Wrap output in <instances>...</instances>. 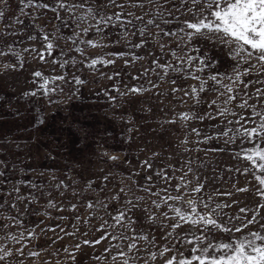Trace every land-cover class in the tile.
I'll return each mask as SVG.
<instances>
[{"label":"rangeland","instance_id":"1","mask_svg":"<svg viewBox=\"0 0 264 264\" xmlns=\"http://www.w3.org/2000/svg\"><path fill=\"white\" fill-rule=\"evenodd\" d=\"M64 2L84 7L58 8V0H34V4L28 0H7L5 4L0 0V11L4 13L0 18V52L7 53L0 55V249L11 253L0 264H73L70 253L76 256L75 264H120L111 260L117 249L113 248L111 254L104 252L109 240L94 247L84 245L83 241L98 239L99 225L104 220L112 224V216L127 199L139 205L132 216L142 233L155 237L154 245L138 242L141 251L136 253L140 257L136 264H164L172 255L191 258L199 254L191 251L194 238L198 237H205L196 245L202 247L209 242L235 245L251 239L250 232L264 235V208L259 207L264 198L257 194L260 186L254 178L264 173L245 158L250 154L247 149L256 145L264 148V139L232 141L229 138L235 132H229L227 137L220 135L229 128H239L235 120L241 115L249 121H241L248 128L256 126L250 121L255 119L258 124L259 117L252 116L250 108L237 107L240 95L225 104L226 97L219 94L224 88L209 79L220 74L219 78L229 83L224 77L232 74L240 58L234 60L229 48L220 43L203 39L188 43L184 33L191 30L186 28L185 21L194 22V17L187 12L191 5L182 6L180 0H116L123 8L110 0ZM45 3L48 8L39 7ZM81 16L85 19H79ZM101 16L111 17V21L100 24ZM149 20L153 23L149 24ZM89 40L98 46L93 47L87 43ZM138 44L141 46L135 47ZM187 56L203 57L208 67L197 71L202 65L193 60L190 68L182 62ZM93 59L114 63L100 62L89 67ZM154 61L173 67L165 74ZM247 66L241 64V70ZM36 72L42 75L37 77ZM193 74L200 79H193ZM77 78L83 83H77ZM260 78L264 79V73ZM248 79L257 77H246L245 81ZM202 81H207L205 91H199ZM193 87L198 95L191 94ZM255 87L264 88V84ZM45 88L55 91L45 94ZM134 88L144 91L133 93L130 90ZM247 91L251 96L248 103L254 104L257 112H264V98L252 95V86ZM213 100L216 104L211 103ZM225 107L229 112L218 115ZM41 109L45 114L42 124ZM183 113L204 119L184 120ZM209 114L214 118L209 119ZM49 121L53 124L48 125ZM85 121L89 123L85 125ZM78 131L82 144L74 135ZM110 156L119 159L111 160ZM246 168L248 172L244 171ZM200 185L203 187L199 192L193 191ZM145 188L151 189V193ZM241 188L247 191H237ZM157 192L159 196L152 195ZM115 194L120 196L118 202L111 200ZM168 195H180L183 199L169 200L165 205L162 201ZM136 197L144 199L137 201ZM97 199L108 208L98 206L95 215H91L93 210L85 205ZM189 199L194 201L193 205L187 203ZM153 201L161 206L157 208ZM73 204L77 206L75 210ZM141 209L154 213L158 224L150 225ZM173 209H180L193 219H215L228 228L239 226L237 216L251 219L257 209L259 214L256 222L241 233L184 223ZM163 213L180 222L181 227L172 229L173 219L165 218ZM107 231L119 233V229ZM30 232L34 236H29ZM73 232L75 235H66ZM169 232L171 237L162 239ZM21 234L24 238L19 242L11 239ZM117 243L126 245L111 241ZM76 244L81 245L79 251L74 248ZM165 244L173 251L160 257L159 251ZM20 248L23 256L17 252ZM124 250L127 251L126 246ZM29 252L40 255L29 256ZM150 252H156L157 259L152 260ZM96 256L102 258L96 260Z\"/></svg>","mask_w":264,"mask_h":264},{"label":"snow or ice","instance_id":"2","mask_svg":"<svg viewBox=\"0 0 264 264\" xmlns=\"http://www.w3.org/2000/svg\"><path fill=\"white\" fill-rule=\"evenodd\" d=\"M24 0H21V3H23ZM4 3L7 4V0H4ZM29 4H34V0H28ZM110 3L123 8L124 5H117L116 0H110ZM180 3L182 6L184 5H191V7L187 8V12L191 13L194 17L193 21H185V26L187 29L191 31H187L184 33V35L187 38V42L191 43L194 39H203L209 42L213 43H220L225 45L229 48L230 55L235 60L237 57L240 59L237 61L236 66L233 69L232 74L227 75L224 77V79H227L229 83L225 84L223 79H220V74H215L209 76V79L214 82L215 85H220L224 88V92H220L219 94L222 96H225L226 99L224 100L225 104H230L232 101H235L240 95L241 102L237 105V107L242 109H251V114L254 117H259V123L257 124L256 120L253 119L250 122L256 126L248 128L245 127L244 124L241 123V121H244V123H248L249 121L245 119L243 115L239 117V119L235 120V124L239 125V128L233 129L229 128L227 131H221L220 135L227 137L229 132H235L236 135L233 137H230L229 139L234 141L236 138H242L245 140H248L249 142H254L260 139H264V112H257L255 105H250L248 103V100L251 99V96H249V93L247 89H249L250 86L255 88V91L252 95L256 96L257 98H264V88L255 87L256 85L264 84V79H261V73H264V0H180ZM39 7L42 8H48V4H40ZM58 8H65L67 7L68 10H72L77 7H84L83 4L80 5H66L64 0H58L57 3ZM56 9H53L55 11ZM89 13H92V9H88ZM4 13L3 11H0V18H3ZM95 18V16L93 17ZM79 19L83 20L85 17L81 16ZM117 19H120V16L117 15ZM139 19V18H138ZM111 21V17H99L98 23L100 24H107ZM149 24L153 23L152 20L148 21ZM158 27V25H157ZM97 31H100L99 28L96 29ZM84 31H88L87 28L84 29ZM181 32H184V29H181ZM141 35H143V31H141ZM166 35H175L174 33H166ZM32 37H30L31 39ZM87 43L92 45L93 47H97L98 45L94 42L89 40ZM102 46V45H99ZM141 45H135V47H140ZM48 48H52V44H48ZM164 45H161V50L163 51ZM9 51H12L11 48H9ZM78 51H82L81 49H78ZM198 51V49H196ZM244 55H241V54ZM7 53L0 52V55H6ZM123 55V54H119ZM172 55L176 57L175 51H172ZM43 59V56L40 57ZM178 60L179 57H176ZM193 60H199V63L202 65V67H199L197 71H203L205 67H208V64L205 62L203 57H196V56H187L185 61L188 64V66L191 68L192 64L191 62ZM105 63L110 64L114 63L113 60H103L98 61L96 59H93L91 61V64L89 67H92L96 65L97 63ZM127 63V61H126ZM156 63L157 67L164 69L165 74L167 73V70L169 68H172L173 65L171 64H164L161 65L158 61H154ZM246 64L247 67H244L241 70L240 65ZM6 69L9 67L8 65L5 66ZM13 69H15V65L11 66ZM22 67V64H21ZM176 71H180V69H175ZM35 76L39 77L42 74L40 72L34 73ZM255 75L257 79H248L247 82L245 81L246 77H250ZM193 79L199 80L200 77L196 76L195 74L192 75ZM54 79H63V77H56ZM77 83H83V81L76 79ZM48 81H45V84H47ZM175 83V81H173ZM207 81H202L200 84L199 91H205V84ZM241 85H243V88L241 89ZM44 87V85H42ZM213 90L219 92L218 88H214ZM48 91H55V89H47L45 88V94H47ZM133 93L144 91V89H138L134 88L131 89ZM173 91H176V89H173ZM36 93H31V95H35ZM191 94L198 95V90L193 87L191 90ZM26 95H28L26 93ZM185 95H189V93H185ZM259 102V100L257 101ZM196 103H199V100L196 101ZM212 104H216V101L213 100L211 102ZM229 112L228 108H222L219 110L218 115L225 116ZM233 116L236 115L235 112L231 113ZM182 119L189 120L193 118L198 119H204L203 116L195 117L194 114L190 113H183ZM209 119H213L214 117L211 116V114L208 115ZM228 124H232L233 121H228ZM131 131V129H129ZM195 131V129H194ZM211 139V137H209ZM226 143L229 141H225ZM221 151L223 149H220ZM247 153L245 158L251 162V164L254 166L256 170H258L261 173H264V148H261L259 145H256L254 148L247 149ZM109 159L111 160H117L119 157L117 156H110ZM2 163V161H0ZM144 164L147 167H151L150 164H148L147 161H144ZM245 172H248L249 169H245ZM2 174V173H0ZM157 175H160V173H157ZM255 180L259 184V188H257V194L264 198V176L262 175H256ZM105 181L108 180V176H105L103 178ZM150 180L151 177H148ZM92 184L89 182L88 188L91 189ZM203 185L198 186L197 188L193 189V191L199 192ZM14 191L19 192L18 188H14ZM103 191V189H101ZM144 191L150 192L151 189L145 188ZM165 192L167 189L164 190ZM237 191L240 192H246V188L237 189ZM120 192L123 193L124 189L121 188ZM226 195H231V193H225ZM152 195L159 196V193H152ZM137 201L143 200V197H136ZM183 199L182 196H171L168 195L164 198L162 201L163 204L167 205L168 201H175V200H181ZM111 200L113 201H119L120 196L119 194H115L111 197ZM155 204L157 208H159L161 205L157 203L156 201L152 202ZM189 205H193L194 201L189 199L187 201ZM107 209L108 205L105 204L103 201L96 200L95 202L89 201L86 203L85 207L88 209H92L91 215H95V211L97 207ZM227 206V205H225ZM15 207V205H13ZM72 209H76V205L73 204ZM139 205L137 203H134L132 199H127L124 202V206L122 208L118 207L116 210V214L112 216L110 212L107 214L112 216L113 223L109 224L107 220H104L103 223L99 225L97 228V231L101 232V235L98 239L94 240H87L85 239L83 241L84 245H88L91 247H94L95 245H98L102 243L105 240H109L110 243L108 246L105 247L104 252L105 253H112L113 248L117 249L115 254L111 255V260L113 262L120 261V264H130V261L132 264H136V261L140 259L136 253H139L141 249L138 247L139 241H144L149 245H154L155 243V237L152 236L150 238L149 235H145L142 233L140 227L137 225V221L133 218L132 213L134 209H137ZM207 207V205H206ZM217 207H220L217 205ZM259 207L264 208V204L260 205ZM146 213L147 220L150 225H156L158 224V217L154 213H148L147 209H141ZM176 213V215L179 217L180 221L184 223H190L191 225H199L203 224L204 226H214L217 229H222L225 232H243L244 229L248 228L250 224H253L256 222V216L259 214V210L257 209L256 214L252 216L251 219H248L247 217H240L237 216L235 219L240 221L239 226L233 225L232 228L224 227L221 225L217 220L206 218L204 216H197V218L193 219L190 216H185L180 209H173ZM241 212L246 211L245 209H240ZM165 218L173 219V223L170 225L172 229H176L181 227V223L175 221L174 218L168 217L167 213L162 214ZM77 220H80V217L77 215ZM102 219V217L100 218ZM84 223H88V219L85 218ZM134 225H137L134 227ZM163 226V225H159ZM3 227H7V225H3ZM109 228L113 229L114 231L116 229H119L118 234H113V232L107 231ZM52 231H55V229H52ZM63 231V229H61ZM78 231V229H77ZM29 236H34V233L30 232L28 233ZM66 235H75V232L73 233H66ZM172 233L169 232L167 235L163 236L162 239L167 240L169 237H171ZM249 235L252 237L251 239H243L240 240L237 244L233 245L231 243H220L218 245H212L211 242L208 244L197 247L196 245L200 244V241L202 239H205V237H198L194 238L195 243L193 244V241H189L190 244H193V247L191 251L193 253H199L194 254L191 256V258H179L176 255H172L168 257L166 260H164V264H264V235H261L259 233H249ZM23 235L19 238L16 236L11 237L12 240L19 242L20 239H23ZM58 239H62L63 237H57ZM111 241H122L126 242V245H122L120 243L117 244H111ZM259 241V243H257ZM126 246L127 251L124 250V247ZM76 251H79L81 249L80 244H76L74 246ZM67 252L68 249H65ZM173 249L168 247L167 244H165L162 249L159 251V256L164 257L166 253L172 252ZM218 252L219 255H212L211 252ZM0 252L3 254L0 255V260H3L6 256L11 255L10 252L4 251L3 249H0ZM17 252L19 255L23 256V249H17ZM29 256L38 257L40 255L39 252H29ZM150 258L152 260L157 259V253L156 252H150L149 253ZM69 258L73 261V264H75L76 256L74 253L69 254ZM101 256H96L94 259L100 260ZM104 259H107V257H103ZM145 264H147V261H145Z\"/></svg>","mask_w":264,"mask_h":264},{"label":"trees","instance_id":"3","mask_svg":"<svg viewBox=\"0 0 264 264\" xmlns=\"http://www.w3.org/2000/svg\"><path fill=\"white\" fill-rule=\"evenodd\" d=\"M40 117H42L41 118V122H40V124H42L44 121H45V114H44V111L41 109V111H40ZM87 123H89V121H85V125L87 124ZM48 125H52L53 124V122H51V121H49L48 123H47ZM67 127V126H66ZM67 128H69V126L67 127ZM79 134H80V132L78 131L77 132V135H76V133L74 132V135H75V137H76V140H78L79 141V144H82L81 142H80V136H79ZM75 139V138H74Z\"/></svg>","mask_w":264,"mask_h":264}]
</instances>
